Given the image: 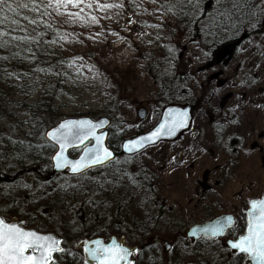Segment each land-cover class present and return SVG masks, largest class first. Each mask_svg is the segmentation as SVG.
Instances as JSON below:
<instances>
[{
    "label": "rangeland",
    "instance_id": "obj_1",
    "mask_svg": "<svg viewBox=\"0 0 264 264\" xmlns=\"http://www.w3.org/2000/svg\"><path fill=\"white\" fill-rule=\"evenodd\" d=\"M133 1L137 13L132 12L131 6L120 3L123 7L112 9L115 11L109 21L107 17L97 18L98 23L84 35L85 40L79 41L76 48L72 45L73 51L69 45L72 53L82 60L77 63L78 78L72 92L57 98L56 109L68 119L89 116L105 107L117 118V128L123 129L126 139L135 137L139 130L149 131L158 123L163 110L149 66L164 56L162 46L165 51L170 45L175 74L187 79L196 106L194 122L179 140L150 147L129 162L131 170L150 179L153 194L119 189L106 197L111 211L100 205L87 209L85 214L94 220L98 216L114 220L117 205L126 206L133 199L123 209L130 219L137 215L143 220L145 209L151 208L185 220L186 230L206 222L211 213L233 214L236 220L243 221L248 201L264 195V11H259L262 36L244 38L234 56L226 54L219 61V55L215 57L202 41L192 42L187 33L178 31L173 15L162 12L156 0ZM59 20L66 17L61 15ZM168 24L177 32L171 38ZM10 95L14 100H24ZM40 96L38 91L28 101L37 102ZM140 108L147 111L144 120L138 118ZM9 110L20 121L28 118L16 106ZM6 125L12 127L10 122ZM16 192L14 198L24 205L20 207L22 213L33 219L32 228L58 229L57 233L78 228L76 219L84 213L82 201L68 196L65 200L68 208L54 209L50 204L53 196L43 199L39 192L28 199L27 193ZM6 217L8 221L13 218L21 221L11 213ZM49 219L53 220L52 225L47 224ZM166 237H169L167 232L161 230L148 238L149 242L159 238L160 243L146 248L147 255L142 256L145 262L186 264L190 261L171 256L165 249L169 244ZM155 249L160 251L154 255Z\"/></svg>",
    "mask_w": 264,
    "mask_h": 264
},
{
    "label": "trees",
    "instance_id": "obj_2",
    "mask_svg": "<svg viewBox=\"0 0 264 264\" xmlns=\"http://www.w3.org/2000/svg\"><path fill=\"white\" fill-rule=\"evenodd\" d=\"M114 1L131 6L132 12L137 13L133 0H84L79 8L69 6L59 10L46 7L49 0H5V6L0 10V33H5L0 35V214L7 219L6 215L11 213L33 227V219L22 213L20 207L24 205L19 204L18 198H14L17 190L27 193L25 196L28 199L39 192L43 199L53 196L50 204L54 209L62 206L68 208L69 204L65 200L70 196L71 199L82 201L84 211L76 219L78 228L65 232L71 237L78 234L86 238L106 233L123 234L128 243L139 247L141 257L138 261L141 264H156L145 262L142 256L146 253V248L160 243L159 238L152 242L147 241L148 238L163 230L169 236L168 239L166 237V243L171 245L167 252L179 260H195L199 264H246V256L233 253L222 244L227 243L226 238L222 242L208 240L204 243H191L186 237V231L190 227L186 230L185 220L174 214L147 208L143 220L137 218V215L130 219V215L123 213V209L133 199L126 206L124 203L117 205L114 220L101 219L99 216L96 220L87 217V209L98 208L100 205L106 211H111L110 200L106 197L119 189L132 188L135 193L144 190L150 195L154 189L149 178L130 169L129 162L136 159V156L122 155L121 145L126 140L124 131L117 128V118L111 116L105 107L83 117L94 119L105 116L110 120L108 147L115 153L114 160L79 176H70L64 172L50 178L56 147L45 139V132L64 119L56 109V100L64 94H70L78 78L77 63L82 58L72 53V45L75 48L79 46L78 42L85 40L84 35L93 30L95 23L91 21V16L107 17L110 20L111 13L116 8L101 10L97 4H113ZM89 2L93 3L92 8L85 7ZM263 2L264 0H192L189 3V0H156L162 12L173 15L178 31L187 33L193 39L192 42L202 41L204 47L215 57L227 51H231L230 56H234L244 38L251 35L262 36L258 6H262ZM33 3L38 6L36 11L32 10ZM20 4H28L29 7H18ZM234 4L237 7H233ZM7 5L16 9L18 15L8 11ZM80 8H83V20L69 15L80 12ZM61 15L66 20H59ZM25 16L28 19H24ZM14 19L18 24L12 23ZM166 28L170 38L177 33L169 24ZM169 46H166L165 51L162 46L164 56L156 58L149 66L163 101L162 109L168 105H191L195 113L196 106L190 97L187 79L175 74L172 64L175 57L169 55L172 52ZM175 46L179 47V44ZM38 91L41 92L39 101L29 102ZM10 93L23 97L24 100H14ZM11 106L27 113V120L20 121L9 110ZM9 122L12 127L6 125ZM142 133L139 130L136 136ZM76 154V151L70 153L72 157ZM251 200L253 199L248 201V205ZM246 211L243 213V221L237 218L235 226L228 232V239L245 233ZM215 217L217 216L211 213L205 220ZM47 221V224H53V220ZM36 229L56 233L58 230L41 227ZM168 232L172 234L169 235ZM154 247L157 248L156 245ZM157 251L160 250L155 249L154 255Z\"/></svg>",
    "mask_w": 264,
    "mask_h": 264
},
{
    "label": "snow or ice",
    "instance_id": "obj_3",
    "mask_svg": "<svg viewBox=\"0 0 264 264\" xmlns=\"http://www.w3.org/2000/svg\"><path fill=\"white\" fill-rule=\"evenodd\" d=\"M192 0H189L191 3ZM219 2V0H218ZM84 0H49L46 7H55L67 9L69 6L79 8ZM5 6V0H0V10ZM18 7L28 8V4H20ZM87 8H92L93 3L89 2L85 5ZM101 10L109 8H122V4H97ZM233 7H237L236 4ZM261 11H264V6H258ZM8 11L14 15H18L16 9L11 5H7ZM38 6L33 3L32 10L36 11ZM83 8L80 12L69 13V15L84 19L81 16ZM47 14V12H45ZM7 17H5L6 19ZM28 19V17H24ZM93 23H98L95 16L90 17ZM35 23V21H30ZM2 23V21H0ZM13 24H18L17 20L12 21ZM5 33H0L4 35ZM186 113H170V120L162 123L149 136L142 137L138 140L129 142L125 147L129 151L137 148H143L146 143H154L161 135H172L178 128L186 126ZM100 124L92 121H67L59 126L58 129L49 132L48 135L55 140L60 147V152L55 157L56 167L64 168L71 167L73 173L81 172L93 165H102L110 160L112 153L103 146L102 135L96 134V129ZM93 139L95 146L85 149V155L79 160L69 161L64 152L67 148L73 146V141L83 143L86 140ZM251 211L248 212L249 220L247 225L246 235H242L238 240L230 242V247L233 250H238L240 253L247 255L253 261V264H264V199H257L250 202ZM232 218H227V224H218L211 229H204L206 234L212 237L223 236L225 227L231 224ZM62 241L53 235L40 234L34 230L26 229L22 223L18 221H8L6 218H0V264H55L54 254L63 253L65 249L61 247ZM94 247L85 245V251L90 259L97 264H132L128 257L132 255L131 251L117 243L115 240L111 244L105 245L103 242L94 241ZM87 264V261H85Z\"/></svg>",
    "mask_w": 264,
    "mask_h": 264
},
{
    "label": "water",
    "instance_id": "obj_4",
    "mask_svg": "<svg viewBox=\"0 0 264 264\" xmlns=\"http://www.w3.org/2000/svg\"><path fill=\"white\" fill-rule=\"evenodd\" d=\"M232 52L231 51H227V52H224V53H221L219 55V61L222 60L226 54L230 55ZM170 113L171 114H175V113H186L187 114V120H186V126L185 127H182V128H178L174 134L172 135H161L159 139H156L154 141V143H146L145 146L143 148H137V149H134L132 151H129L127 147H125L126 145L129 144V142L131 141H135V140H138L142 137H147L149 136L153 131H155L162 123H165V121L167 120H170ZM138 118L139 120H144L147 118V111L144 109V108H140L138 109ZM67 121H92L93 123H96V124H100L101 126L98 127L96 129V134L97 135H102L104 137L103 139V146L106 147L111 153H112V156L110 158V160L104 162L102 165H93L87 169H83L81 172H78V173H73L72 170H71V167H64V168H58L56 167V160H55V157L57 156V154L60 152V147H59V144L53 140L49 135L48 133L49 132H52L56 129L59 128V126ZM193 122H194V109L191 105H168L166 106L162 113H161V116H160V120L158 121V123L149 131L143 133V134H140L138 136H135L131 139H127L125 140L122 145H121V153L122 155L124 156H127V157H133V156H137L139 155L140 153H142L143 151H145L146 149L150 148V147H153V146H156L160 143H163V142H168V143H171V142H175L177 140H179L182 136H184L187 132H189L193 126ZM110 126V120L108 118H100L98 120H93L91 119L90 117H78V118H68V119H64L62 121H60L57 125H55L54 127L48 129L46 132H45V139L51 143L52 145H54L56 147V152L54 153L53 157H52V165H53V168H52V173L50 175V178H52L55 174H59V173H63V172H67L69 175L71 176H79L91 169H94V168H98V167H102L104 165H107L108 163H110L111 161L114 160L115 158V153L112 151L111 148L108 147V138H109V132H108V128ZM95 146V141L93 139H89V140H86L84 141L83 143H79L78 141H73V146L72 147H69L65 150L64 152V155L65 157L69 160V161H76V160H79L82 156L85 155V149L86 148H92ZM72 151H80L79 154L76 156V157H71L70 156V152ZM260 199H264V196L261 197ZM254 200H257V199H254ZM253 201V200H252ZM251 211V205L249 207V209L246 211V216H247V225H248V220H249V216H248V212ZM228 217H231L232 218V222L231 224H228L226 227H225V233L223 236H219V237H212L210 234H206L204 232V229H211L212 227L218 225V224H227V218ZM0 218H2V216L0 215ZM13 220L15 221H18L17 218H14ZM19 222V221H18ZM22 223V222H20ZM235 225V218L232 214H224V215H220L216 218H214L213 220L211 221H208V222H205L203 224H196L194 226H192L186 233L187 237L189 239H199V238H205L207 240H212V239H222L226 236L227 232ZM33 230V229H32ZM36 231V230H34ZM246 232H247V228H246ZM246 232L244 235H246ZM39 233V232H38ZM40 234H45V235H53L54 234H51V233H40ZM239 239V238H238ZM237 239V240H238ZM101 241L103 242L105 245H108V244H111L113 242V240H115L117 243L121 244L122 246L128 248L131 253H135L136 250H137V247H134V248H130L126 245H124V238L121 239V243L118 241L117 237H113L111 242L109 243H105L104 240L102 238H98V239H94L92 241H86V244L90 247H94L95 245L93 244L94 241ZM232 241H235V240H229L227 242V245L228 247L231 249L230 247V242ZM85 244V245H86ZM167 249L170 250V245L168 244L167 245ZM233 250V249H231ZM239 254H242L240 253L238 250H233ZM88 255V253H87ZM242 255H245V254H242ZM247 256V255H246ZM248 262L249 264H253V261L250 259V257H248ZM88 260L89 262L91 263H95L97 264L96 261L90 259V257L88 256ZM128 260H130V256L128 257ZM131 261V260H130ZM123 264V262H122ZM186 264H194V263H186Z\"/></svg>",
    "mask_w": 264,
    "mask_h": 264
},
{
    "label": "flooded vegetation",
    "instance_id": "obj_5",
    "mask_svg": "<svg viewBox=\"0 0 264 264\" xmlns=\"http://www.w3.org/2000/svg\"><path fill=\"white\" fill-rule=\"evenodd\" d=\"M13 219L11 221H13ZM21 222H22L23 226L26 229H28V230H31V229L36 230L35 228L30 227L24 220H21ZM203 223H205V222L198 223V224H203ZM38 232H40V233H52V234H54V236L57 239L62 241L61 247H63L65 249V251L63 253H55L54 254L55 264H85V261H87V264H95V263L89 262V260H88V255H87V252L85 251L86 241H92L94 239L102 238L105 243H109V242H111L113 237H117V239H118V241L120 243L122 242L121 239L124 238V245H126V246H128L130 248L137 247L136 252L133 253L130 256V260H131L132 264H141V262L138 261L139 258H137V255L140 252L139 251V247L136 246V245L128 243L127 237L125 235H123V234L117 235V234H114V233H106V234H104L102 236L91 237V238H82L79 234L75 235L74 237H71V236H69V235H67L65 233L60 232V231H58V233L50 232V231H45V232L38 231ZM59 232H60V234H59ZM228 232H227V235H226V239L227 240H230V239L231 240H237L240 237V236H238V237H232V238L228 239ZM77 237H80V239L82 238L81 241L77 242L76 240H74ZM186 237H187V235H186ZM189 240H190L191 243H196V242L204 243V242L208 241L205 238L189 239ZM218 240H219V242L223 241V239L222 240L218 239ZM222 244L226 245V243H222ZM226 247H227V245H226ZM170 249H171V247H170ZM166 250L168 251V249H166ZM233 253H236V252L233 251ZM186 263L199 264L195 260H190V261H187Z\"/></svg>",
    "mask_w": 264,
    "mask_h": 264
}]
</instances>
